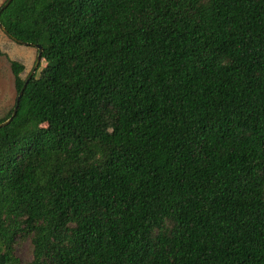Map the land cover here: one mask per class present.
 <instances>
[{"label": "trees", "instance_id": "trees-1", "mask_svg": "<svg viewBox=\"0 0 264 264\" xmlns=\"http://www.w3.org/2000/svg\"><path fill=\"white\" fill-rule=\"evenodd\" d=\"M0 23L45 61L0 127V264H264V0H10Z\"/></svg>", "mask_w": 264, "mask_h": 264}, {"label": "rangeland", "instance_id": "rangeland-1", "mask_svg": "<svg viewBox=\"0 0 264 264\" xmlns=\"http://www.w3.org/2000/svg\"><path fill=\"white\" fill-rule=\"evenodd\" d=\"M5 0H0V5ZM38 49L35 46L15 41L0 28V118L12 108L17 89L12 69V61L23 65L20 73L25 78L32 70L36 60ZM45 61L41 58L34 73L38 74ZM33 73V74H34ZM14 253L21 262L26 263L31 259V243L29 237L17 239Z\"/></svg>", "mask_w": 264, "mask_h": 264}, {"label": "water", "instance_id": "water-1", "mask_svg": "<svg viewBox=\"0 0 264 264\" xmlns=\"http://www.w3.org/2000/svg\"><path fill=\"white\" fill-rule=\"evenodd\" d=\"M10 2V0H6V2L3 4L2 8L0 10H2L8 3ZM0 28L6 33H7V30L5 29V27L0 23ZM9 35V34H8ZM9 37H11L12 39H14L12 36L9 35ZM15 40V39H14ZM17 42H20L18 40H15ZM20 43H23V44H27V43H24V42H20ZM37 49H38V53H37V56H36V60H35V63L33 65V68L31 70V72L29 73L24 85L21 87L20 91L18 92V94L16 95V99H15V106H14V109L12 111V114L10 117H8L6 120L0 122V127L3 126V125H6L8 124L11 119L13 118V116L15 115L16 113V110H17V105H18V102L21 98V95H22V92H23V89L25 87V84L27 83L28 79L31 77V75L34 73L37 65L39 64L40 60H41V51H42V48L40 45H34Z\"/></svg>", "mask_w": 264, "mask_h": 264}]
</instances>
